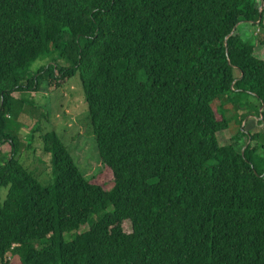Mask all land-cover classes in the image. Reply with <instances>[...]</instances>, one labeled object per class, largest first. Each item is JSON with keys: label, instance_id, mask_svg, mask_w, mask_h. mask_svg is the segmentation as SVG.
<instances>
[{"label": "trees", "instance_id": "1", "mask_svg": "<svg viewBox=\"0 0 264 264\" xmlns=\"http://www.w3.org/2000/svg\"><path fill=\"white\" fill-rule=\"evenodd\" d=\"M255 29L264 0H0V264H264ZM76 76L112 180L52 131L45 187L21 158L41 128L24 146L12 119Z\"/></svg>", "mask_w": 264, "mask_h": 264}, {"label": "rangeland", "instance_id": "2", "mask_svg": "<svg viewBox=\"0 0 264 264\" xmlns=\"http://www.w3.org/2000/svg\"><path fill=\"white\" fill-rule=\"evenodd\" d=\"M255 33L258 40L264 41V30L259 32L255 29ZM243 34L245 38L249 37L251 28L249 26L243 27ZM255 54L258 58L264 60V46L258 45ZM49 61L50 59L40 60L32 65L31 70L37 71L48 64ZM30 98L34 100L36 107L33 109L26 106V111L21 114L19 119H12V122L18 126L17 130L24 146L28 145L32 129L41 128V132L34 134L31 148L26 151L23 149V152H21L22 162L30 170L37 173L39 181L45 187L52 183L51 157L45 153L41 139L43 134L52 131H55L61 137L86 177L94 178L95 183L98 185H104L111 181V173L103 166L99 156L98 146L92 131L89 109L79 76L74 77L70 86L63 91L49 93L47 87L43 85L38 93L30 94ZM249 101L253 104L256 102L253 98H250ZM43 114L47 116V119L42 118ZM252 123H254L253 118H248L245 126L248 127V130L250 129L251 133H255L256 129ZM218 140L222 146L229 145L231 143V133L222 132L218 134ZM245 142L244 140L241 146H244ZM8 149V147L4 148L6 152H8ZM110 188L107 189L110 190ZM87 230H89V226L82 227L78 233ZM124 230L126 233H131V225L125 223ZM65 238L69 240V236H65ZM17 263L18 260L15 261V264Z\"/></svg>", "mask_w": 264, "mask_h": 264}]
</instances>
